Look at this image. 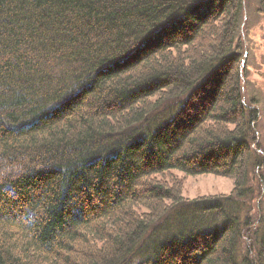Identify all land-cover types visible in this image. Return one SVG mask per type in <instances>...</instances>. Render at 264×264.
<instances>
[{"label": "trees", "instance_id": "1", "mask_svg": "<svg viewBox=\"0 0 264 264\" xmlns=\"http://www.w3.org/2000/svg\"><path fill=\"white\" fill-rule=\"evenodd\" d=\"M244 1L0 0V264H264Z\"/></svg>", "mask_w": 264, "mask_h": 264}, {"label": "rangeland", "instance_id": "2", "mask_svg": "<svg viewBox=\"0 0 264 264\" xmlns=\"http://www.w3.org/2000/svg\"><path fill=\"white\" fill-rule=\"evenodd\" d=\"M258 0H245L239 16L235 34V46L242 54V94L249 106L259 111L256 122L257 137L260 142V154L264 159V12L259 10ZM260 175L259 195L256 199V215L264 213V165L258 169ZM170 181L180 185L185 198L200 195L228 193L233 187V179L212 173L186 175L172 170L168 174ZM244 248L239 254H244Z\"/></svg>", "mask_w": 264, "mask_h": 264}]
</instances>
